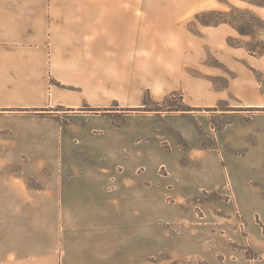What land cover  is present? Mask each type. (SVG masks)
Segmentation results:
<instances>
[{"label":"crops","instance_id":"crops-1","mask_svg":"<svg viewBox=\"0 0 264 264\" xmlns=\"http://www.w3.org/2000/svg\"><path fill=\"white\" fill-rule=\"evenodd\" d=\"M147 1L0 0V264H158L160 210L216 191L225 158L243 169L232 200L264 209V111L247 109L264 98L228 103L192 77L157 43V20L185 16ZM176 91L241 109L128 110ZM247 239L262 250L264 225Z\"/></svg>","mask_w":264,"mask_h":264},{"label":"rangeland","instance_id":"rangeland-1","mask_svg":"<svg viewBox=\"0 0 264 264\" xmlns=\"http://www.w3.org/2000/svg\"><path fill=\"white\" fill-rule=\"evenodd\" d=\"M144 6L159 16H185L175 20L177 26L172 24V19L157 20V43L163 44L161 49L168 52L173 49L172 53L187 55V61L185 57L182 61L185 60L192 77L221 91L228 103L238 102L237 99L243 97L257 101L264 98V0H148ZM150 38L153 37L149 36L148 41ZM145 101L141 111L177 113L191 108L181 91L160 103H153L149 97ZM191 109L203 115L214 109L239 111L241 108L220 104L216 108ZM247 109L264 111V107ZM170 122L183 125L199 121L189 116H175ZM236 127L229 126L224 134L233 133ZM222 161L219 163L222 178L216 191L192 189L188 192L191 199L185 205L174 204V207L169 205L167 211L160 210L159 252L153 261L158 264H243L245 258L264 257V248L255 249L247 239V235L256 234L260 225H264V209L245 210L236 205L232 200L236 186L230 176L243 169L234 160ZM180 162L182 167L190 165L187 160ZM263 165L257 166L256 172H264ZM161 173L167 174L166 169L162 168ZM255 185L256 188L261 186L259 182ZM238 195L241 199L237 190ZM237 257L240 260L233 263L232 259Z\"/></svg>","mask_w":264,"mask_h":264},{"label":"trees","instance_id":"trees-1","mask_svg":"<svg viewBox=\"0 0 264 264\" xmlns=\"http://www.w3.org/2000/svg\"><path fill=\"white\" fill-rule=\"evenodd\" d=\"M94 112H99V111H104V110H108V109H102V108H93L91 109ZM128 110H135V111H141L143 110V108H132V109H128Z\"/></svg>","mask_w":264,"mask_h":264}]
</instances>
